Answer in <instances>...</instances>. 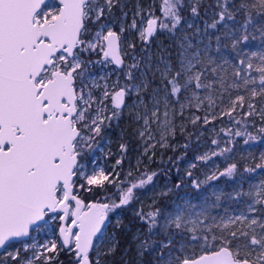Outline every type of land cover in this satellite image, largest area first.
<instances>
[{"label":"snow or ice","instance_id":"6c2138e0","mask_svg":"<svg viewBox=\"0 0 264 264\" xmlns=\"http://www.w3.org/2000/svg\"><path fill=\"white\" fill-rule=\"evenodd\" d=\"M118 2L0 0V264H63L60 254L64 251L72 255L70 264H101L102 255L115 252L120 243L115 236L108 238L112 244L107 252L102 253L98 247L106 242L105 229L111 223L109 213H118L129 206L134 200V189L152 182L156 173L148 174L126 188L124 181H120L115 200L108 197L109 202L85 203L81 193L103 189L106 183L114 187L116 184L110 179L112 173L105 174L103 168L97 171L94 167L89 171L88 165L81 161L85 148L91 149L102 131L111 126L110 122L119 120L123 108L129 107L126 97L133 93L137 103L131 107L144 108L142 113H135L136 120L143 121V130L139 131L142 139L154 138V125L162 133L161 139L169 132L174 134L172 116L175 111L172 109L170 116L171 103L179 104L182 113L186 106L180 100L183 93L191 90V95L185 97L189 107L193 101H196V108L205 101L209 108L213 107L212 97L202 96L200 92H210L217 85L221 103L224 92L244 88L249 93L247 115L258 114L264 119V55L260 56L262 63L256 66L250 59L240 58L232 65L231 75L242 83L233 81L226 86L227 69L222 65L229 61L223 57L219 61L214 59L208 54L207 46L190 52L193 45L187 38L181 45L176 65L168 61L162 68H157L165 82L164 96L149 97L148 103L153 105L149 115L148 104L140 98L146 85L143 80L137 83L134 75L139 62L128 65L129 70L124 72L119 36L110 26V17ZM216 7L219 11L207 25L211 29L233 21L240 13L245 17V29L255 17L264 18V0H240L239 4L235 0H217ZM183 8L184 0H162L163 19L149 12L146 24L141 19L143 26L137 28L134 17L130 27L137 29L144 42L158 29L173 33L182 22ZM190 11L193 16L199 15L198 0ZM93 26H98L94 33L91 31ZM216 39L219 41L220 37ZM248 39V35L239 39L233 36V50ZM131 47L134 49L135 45ZM216 50L219 51V46ZM93 54L101 59H90ZM237 56H240L239 52ZM132 60L136 61V57L132 56ZM95 64H114L123 73L125 82L121 84L118 77L110 85L106 77H101L103 85L97 83L88 72ZM253 71L258 76L252 75ZM210 75L212 79H209ZM89 79L91 85L87 83ZM95 89L101 90L99 96ZM170 98H174L171 103ZM258 103L260 111L257 113ZM244 105L245 96L238 95L230 102L225 114L231 115L238 106ZM199 119L196 117L193 123ZM204 123H209L207 117ZM260 132L264 133V127ZM235 134L242 135L240 132ZM248 135L253 140L257 138ZM212 144L217 141L213 140ZM120 147L126 150L125 145ZM224 151L228 149L220 154ZM216 155L211 153V156ZM198 159L207 161L211 157L204 154ZM261 159L264 160V156ZM120 163V160L116 161L117 165ZM256 169H264V163L257 164L256 168L245 167L244 172L251 173ZM236 170L237 165L233 163L219 175L231 178ZM217 178L213 174L206 181H193V184L199 188L201 183ZM127 179H132L131 173ZM241 196L251 198L247 202V212L222 219L220 227L223 231L211 237L207 234L211 229L202 230L204 234L199 236L195 234L203 222L198 218L189 219L186 210L178 209L175 214H166L159 208L147 212L137 210L134 217L139 227L132 239L138 254L156 252L159 248L157 258L165 260L164 250L167 249L169 258L165 264H264V181L254 191H236L234 198ZM200 215L204 213H197V217ZM56 219L61 222L57 239L39 243L32 237V232L45 230L48 221ZM123 227L117 214L115 228ZM160 235L164 239H153ZM23 238L31 239L32 243ZM201 241V254L185 255L189 245ZM17 242L23 245L22 249L15 248Z\"/></svg>","mask_w":264,"mask_h":264},{"label":"rangeland","instance_id":"374dc122","mask_svg":"<svg viewBox=\"0 0 264 264\" xmlns=\"http://www.w3.org/2000/svg\"><path fill=\"white\" fill-rule=\"evenodd\" d=\"M203 1L205 0H198V4L200 5ZM50 2L56 3L55 0H51ZM196 3L197 0H184V6L189 9ZM214 4H217V0H214ZM161 6L162 0H119L114 6L110 17V26L119 36L120 52L125 65L124 72L129 70L127 67L128 65L137 61L139 62V66L135 70L134 75L137 78V83L143 80L146 85V88L142 89L140 98L148 104L149 115L153 109L152 103H148L149 97L155 95L157 98H162L164 96L163 89L165 82L157 71V68H162L164 62L168 61H171L174 66L176 65L177 61L180 59L179 53L182 50L181 45L185 43V38L193 45V47L189 49L190 52H195L197 49L203 50L204 47L207 46L208 54L214 59L219 61V59L223 57L229 61L228 64L222 65V68L227 69L226 75L228 79L226 81V86L233 81L238 84L242 83V81L231 75L233 70L232 65L237 63L240 58H245L246 60L250 59L254 66L262 63L260 56L264 55V23L260 26H251L245 29L243 23L235 18L233 21L219 24L216 29L208 28L207 25L215 19L214 14L218 11L207 13L208 19H210L209 23L206 20L200 22L199 18L197 19L191 16L185 19L182 18L181 24L173 33L158 29L154 36L147 42L142 41L137 29L130 27L133 18L135 17L136 19L137 28L143 26L141 25V19H143L146 24L149 18V12L163 19L161 16ZM189 25L191 26L189 27ZM97 28L98 26H93L91 31L94 33L97 31ZM121 28L124 29L123 32H121ZM106 31L107 29L104 30L105 34ZM220 31H222L223 41H217L216 39V37L220 35ZM242 35H248L250 38L247 41H241L237 44L236 51H234L232 47L233 36L239 39ZM164 37L168 38V44L163 41ZM226 40L227 43H225ZM132 45H135L134 49H136L139 54L134 53L129 56V51L133 50V47H131ZM218 46L219 51L216 50ZM237 52L240 53V56H237ZM252 53H257V55L253 56ZM132 56L136 57V61L132 60ZM90 59L98 60L101 59V57L93 54ZM88 72L91 77L101 85L104 83V80L100 79L101 77H106L110 85L115 82L118 77L121 84L125 82L123 73L119 72L112 64H95L89 67ZM222 74L225 73L222 72ZM245 74L247 75L249 73ZM251 74L258 76L254 71ZM209 79H212L211 75ZM87 83L91 85L92 80H87ZM218 90L219 85L210 92H203L202 90L200 92L202 96L212 97L214 106L211 108H209L207 101H205L200 108L195 107L196 101H193L192 106L189 107L187 106L188 102L185 97L191 95V90L181 94V103L186 105L182 113L180 111V105L171 103L174 98H170V116H172V109L175 111V115L172 116L174 134L169 132L164 136V139H161L162 133L158 131L157 126L154 125L152 128L154 138L151 140H148L147 137L142 139L139 136V131L143 130V121L141 120L138 122L135 118V113H142L144 108L143 106L137 108L131 107L133 104L137 103V96L133 93L131 97H126V104L129 105V107L123 108L121 117L123 118L124 124L126 123L132 126L135 145L128 148V145H126V142L122 138L123 132L120 127H118L114 133L111 129L106 133H104L105 130L102 131L101 137H97L96 143L92 145L91 149L85 148L89 161L88 159H83L81 163L87 164L89 171L94 167L97 171L103 168L105 174L112 173L113 175L110 179L113 181L120 179L121 176L117 177L116 174H120L121 170L119 167L124 164L125 172L122 174V181H124V188H126L130 183H136L143 178V171L137 173L138 170L146 167L154 157L159 161L163 154L166 155L165 152L167 150L178 148V134L185 133L186 136L193 135L192 142L195 143V154L186 159L182 156L180 159V161H182V171L185 178L190 179L191 183L184 182L178 187L171 185L167 179H159V177L154 178L147 187H143V189L139 191H137L138 189H134V200L129 206H125L129 208V216L132 215L133 221L136 223L131 229V242L133 247L132 250L129 251L130 256L127 258V262H130V264H165V261L169 258L167 249L164 250L165 260H159L157 258L160 251L159 248H157L156 252H148L151 254L148 263L142 259V255L138 254L136 242L132 239L139 227V223L134 217V213L137 210L142 209L147 212L159 208V202H157L158 198L168 193L171 195L168 202L169 205L164 209H159L163 210L166 214H175L178 209L186 210L189 219L196 220L198 218L203 222L198 227L195 234L199 236L204 234L202 230L211 229V231L207 233L209 237H211L212 234L219 235L223 231L222 227H220L222 219L226 220L242 212H247V202H249L251 198L248 196H241L239 199H235V192L242 191L247 193L250 190L254 191L260 182L264 181V169H256L255 172L251 173L244 172V169L241 170V172L236 170L238 172L234 173L235 176L231 178L219 175L226 167L236 162H238L236 165L243 164L244 168L245 166L256 168L257 164L264 163V160L261 159V157L264 156V133L260 132V129L264 127V119H262L260 124H256L253 122L252 118L259 117V115H247L249 111L247 108L249 96L245 97L244 107L238 106L231 115L225 114L230 107V102L234 100L236 96L243 95L241 92L242 88H231L228 92H224L222 96L223 103H221V98H218ZM94 91L97 96L101 94V90L99 89H95ZM160 107L161 112H163V104H161ZM256 111L257 113L260 111L259 103L257 104ZM196 117H200V119L193 123ZM205 117L209 120L207 124L204 123ZM242 118L245 120H242ZM161 119H163L162 115ZM113 121L115 122L114 126H116L118 120ZM236 132H240L242 135L237 136L235 134ZM248 133L257 138L255 140L251 139ZM240 137L241 139H239ZM213 140H216L217 144L213 145ZM260 141H262L261 148L255 152L257 147L256 143ZM122 144L126 146V150L121 149L120 146ZM146 148L147 151H145ZM224 149H228V151H224L221 155L220 153ZM213 152L218 155L211 156ZM204 154L209 155L211 159L207 161L199 160L198 157ZM111 156L116 158L115 162L111 161ZM117 160L121 161L119 167L116 164ZM195 167L199 168V171L196 173H194ZM189 172L191 176L188 175ZM128 173L132 174L131 180L127 179ZM213 174L218 178L208 181L207 183H201L199 188L194 186L193 181H206L207 177ZM217 196L220 198L217 199ZM200 212H203L204 215L197 217V213ZM117 214H119L120 219L123 221V213L119 210L118 213H109L111 223L108 224L105 229L106 242L98 245L102 253L107 252V249L111 247L112 241L108 240V238L113 237V233L108 229L115 226ZM247 214L249 216L257 215V213ZM57 221L59 223L58 219L49 220L46 229L39 232H32V237L39 243H44L46 240L57 239L55 232L58 234L59 225L56 227V231L54 230V224ZM153 239L162 240L164 236L160 235ZM26 242L32 243V240L27 239ZM57 243H59V240H57ZM202 244L203 241L199 244L189 245L185 255L201 254ZM15 248L22 249L23 245L17 242L15 243ZM9 250L11 251L13 249ZM173 255L179 254L173 253ZM181 258H183V256H181ZM101 264H109L104 260L103 255L101 257Z\"/></svg>","mask_w":264,"mask_h":264},{"label":"trees","instance_id":"16d2710c","mask_svg":"<svg viewBox=\"0 0 264 264\" xmlns=\"http://www.w3.org/2000/svg\"><path fill=\"white\" fill-rule=\"evenodd\" d=\"M235 3L239 4L240 0H235ZM212 11H219V9L216 7V4H214V0H205V1H203V3H201L199 5V15L198 16H193L191 14L190 9L186 6H184L183 10L181 11V16L183 19L191 16V17H194L197 19L199 18L200 22L206 20L209 23L210 19H208L207 13L212 12ZM235 18L240 20L242 23L244 22V19H245L243 13L236 15ZM263 23H264V18L255 17L252 21V24H250L248 27L258 26V25L260 26ZM219 37H220V41H223L222 31H220ZM163 41L167 43L168 38L164 37ZM225 43H227V40L225 41ZM134 53L139 54L136 49H133V50L129 51V56L131 54H134ZM121 81H122V77H121ZM241 92L243 95H245V97L249 96V93L244 88H242ZM259 100H260V98L258 97L257 101H259ZM258 119H259V121H258ZM242 120H245V119L242 118ZM252 120L256 124H258V123L260 124L262 121V118L259 115V117L252 118ZM114 124H115V122L111 121L110 122L111 126L108 127L107 129H105L104 133H106L109 129H111L112 132L114 133L117 130V128L120 127V129L123 132L122 138L126 142V145H128V148L131 147L132 145H135V140H134V137L132 134V126L131 125L129 126L126 123L124 124L122 117L117 121L116 126H114ZM244 127H243V129H244ZM196 129H197V127H196ZM196 129H194V130H196ZM177 137L179 139L178 148L167 150L165 152L166 155L163 154L160 157L161 160H159V161L157 160L156 157H154V159L149 164H147L146 167L139 169L137 173H141L143 171V178H146V176L148 174L156 173V175L153 177V180H154V178H157V177H159V179H167L169 181V183L173 186H177V185L181 186L184 182H187L190 184L191 180L185 178V175L182 171L183 165H182V161H180V159L182 158V156H183V158L186 159V158L192 157L195 154V152H196V149L194 147L195 143L192 142L193 135H187L186 136L185 133H180V134H178ZM239 139H241V137ZM249 140H250V138H249ZM185 145H187V147H185ZM256 145H257V147H256L255 152H257L261 148L262 141L257 142ZM86 154H87V152L85 151L84 159H88V156ZM110 159L112 162H115L116 158L111 156ZM88 161H89V159H88ZM237 163L238 162H236L234 164H237ZM117 166L119 167V165H117ZM245 167H247V166H245ZM119 168L121 170L119 176H121V177L119 180L113 181L116 184V186L114 187L113 185L106 183L103 189L94 188L92 193H87V192L81 193V198L85 200V203H88V202H101V203L109 202V200L107 199L108 197H111L112 200L116 199V195L118 193V188L121 187L120 181H122V174H124V172H125L124 164L122 166H120ZM243 169H244L243 164L237 165V170L239 172H241V170H243ZM198 171H199V168L195 167L194 173H196ZM238 171H236V172H238ZM224 178H223V181L225 182ZM149 184L144 185V188L147 187ZM123 187H125L124 184H123ZM141 189H143V188H138L137 191H139ZM170 198H171V195H169L168 193L163 195V196H160L158 198V201H157V202H159L158 207L161 209H164L165 207H167L169 205L168 202H169ZM119 211L123 213V225H124V227L120 230H117L115 228V226H113V227H110L108 230H110L113 233V236H115V239L118 240L120 243H119L118 247L116 248L115 252H113L110 255H103V257H104V260L109 264H130V262H127V258L130 256L129 251L132 250V247H133L132 242H131V232H132L131 229L136 225V223L133 221V216L132 215L129 216V208L123 207ZM58 224H59L58 221L54 224V230L56 229ZM55 234H56V237H58L57 232H55ZM141 257L146 263H148L149 258H151V254L146 252ZM71 260H72V255L70 253L64 251L60 254V261H62L63 264H70ZM125 261H126V263H125Z\"/></svg>","mask_w":264,"mask_h":264},{"label":"water","instance_id":"95a60500","mask_svg":"<svg viewBox=\"0 0 264 264\" xmlns=\"http://www.w3.org/2000/svg\"><path fill=\"white\" fill-rule=\"evenodd\" d=\"M150 39V38H149ZM118 45H119V54L121 55V52H120V43H119V41H118ZM122 57V56H121ZM115 68H117L114 64H112ZM51 215V214H50ZM24 240H27L28 238H23ZM0 251H2V250H0Z\"/></svg>","mask_w":264,"mask_h":264},{"label":"flooded vegetation","instance_id":"af4514ba","mask_svg":"<svg viewBox=\"0 0 264 264\" xmlns=\"http://www.w3.org/2000/svg\"><path fill=\"white\" fill-rule=\"evenodd\" d=\"M50 1H51V0H50ZM55 1H56V0H55ZM121 56H122V55H121ZM122 58H123V57H122ZM112 66H113V65H112ZM113 67H114V66H113ZM116 69H117V68H116ZM58 225H59V227H60V225H61V222H60V221H59V224H58ZM58 225H57V226H58ZM58 229H59V228H58ZM58 235H59V231H58Z\"/></svg>","mask_w":264,"mask_h":264}]
</instances>
